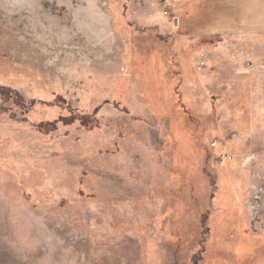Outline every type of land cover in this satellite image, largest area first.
Masks as SVG:
<instances>
[{
  "label": "rangeland",
  "instance_id": "1",
  "mask_svg": "<svg viewBox=\"0 0 264 264\" xmlns=\"http://www.w3.org/2000/svg\"><path fill=\"white\" fill-rule=\"evenodd\" d=\"M246 1L0 0V264H264Z\"/></svg>",
  "mask_w": 264,
  "mask_h": 264
},
{
  "label": "bare ground",
  "instance_id": "2",
  "mask_svg": "<svg viewBox=\"0 0 264 264\" xmlns=\"http://www.w3.org/2000/svg\"><path fill=\"white\" fill-rule=\"evenodd\" d=\"M88 6L84 8L80 6L78 13H84L86 17L92 18V22L97 25H104L107 27V18L103 15V13L97 8L95 4V0H86ZM97 27V26H96Z\"/></svg>",
  "mask_w": 264,
  "mask_h": 264
},
{
  "label": "trees",
  "instance_id": "3",
  "mask_svg": "<svg viewBox=\"0 0 264 264\" xmlns=\"http://www.w3.org/2000/svg\"><path fill=\"white\" fill-rule=\"evenodd\" d=\"M263 0H249L246 1V3L241 6L243 11H253V21L258 22L257 20L260 19L262 16L263 8H262ZM241 11V9H240ZM233 17V14L232 16Z\"/></svg>",
  "mask_w": 264,
  "mask_h": 264
}]
</instances>
